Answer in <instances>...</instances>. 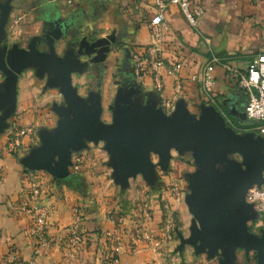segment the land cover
<instances>
[{"label": "crops", "instance_id": "obj_1", "mask_svg": "<svg viewBox=\"0 0 264 264\" xmlns=\"http://www.w3.org/2000/svg\"><path fill=\"white\" fill-rule=\"evenodd\" d=\"M192 2L204 11L199 33L176 6L165 11L170 32L163 57L167 64L180 61L182 68L177 76L163 71L161 89L150 75L138 83L132 70L134 55L149 43L153 0H0L9 9L0 32V57L7 58L14 46L27 49L33 44L48 52L50 39L57 58H72L76 64L70 71L71 87L84 106L98 107L97 122L102 126L113 123L111 107L118 90L134 88L130 112L148 105L170 115L182 101L187 114L198 118L201 106H211L237 134L261 136L260 123L245 114V91L221 65L214 67L211 98L189 75L199 74L211 53L222 64L245 72L264 53V0ZM109 38L107 46L94 52L84 45ZM54 79L43 65H25L17 74L13 110L5 118L0 111V264H103V254L111 251L115 238L117 264H221L220 248L211 257L207 248L197 252L189 244L179 247L194 222L186 197L194 193L195 176L221 171L224 163L202 169L191 150L170 149L166 161L150 151L151 166L135 171L133 165L118 164L106 142L73 133L78 143L68 146L65 167L57 155L43 164L39 156L48 151L46 139L60 126V112L67 108ZM5 93L0 68V100ZM224 155L242 163L236 154ZM32 183L40 188L41 205L49 212L47 236L56 241L39 255L33 253L36 243L28 234V220L17 209ZM255 220L262 219L257 215ZM255 220L245 224L258 234L250 230ZM77 221L84 241L77 253H71L64 236ZM233 264H256L255 253L236 250Z\"/></svg>", "mask_w": 264, "mask_h": 264}, {"label": "water", "instance_id": "obj_2", "mask_svg": "<svg viewBox=\"0 0 264 264\" xmlns=\"http://www.w3.org/2000/svg\"><path fill=\"white\" fill-rule=\"evenodd\" d=\"M0 9L1 32L9 9L2 5ZM111 41L109 38L84 45L89 52H94ZM47 45L48 52L37 50L35 44L27 49L14 46L7 58L0 57L6 80V93L0 100V111H4L1 118L13 110L17 74L30 63L43 65L55 75L53 82L66 103V110L60 112V126L46 139L48 151L39 156V161L47 164L57 155L60 166L65 167L68 146L78 143L72 136L75 133L93 142H106V149L116 162L133 165L135 171H145L151 166L150 151L166 161L170 149L180 153L191 150L202 169H210L215 162L224 163L221 171L195 176L191 184L194 193L186 197L194 222L190 236L181 239L179 250L189 244L197 252L207 248L212 257L220 248L223 250L221 264H233L236 250H243L246 255L253 251L256 264H264V230L253 234L245 224L257 214L245 201L247 190L264 182V136L253 132L237 134L226 127L222 114L211 106H201L198 118L187 114L182 101L176 103L170 115L148 105L130 112L128 105L136 93L134 88L126 92L118 90L111 107L113 123L102 126L97 122L98 107L84 106L71 87L70 71L76 66L72 58H57L50 39ZM226 152L238 155L242 163L225 159Z\"/></svg>", "mask_w": 264, "mask_h": 264}, {"label": "built area", "instance_id": "obj_3", "mask_svg": "<svg viewBox=\"0 0 264 264\" xmlns=\"http://www.w3.org/2000/svg\"><path fill=\"white\" fill-rule=\"evenodd\" d=\"M169 5L176 6L184 16L189 27L199 33V25L203 16V8L193 4L192 0H153V14L150 17L147 28L149 32V43L143 52H138L133 57V74L137 82L142 84L146 75L153 78L157 89L162 88L161 76L164 71L171 76H177L182 68V63L176 61L167 64L163 57V46L166 41V35L170 32V27L165 20V11ZM216 65H221L230 78L236 81L247 96L245 114L247 118L258 121V133L264 136V53L258 54L249 64L245 72H239L231 69L215 54L211 53L208 63L199 74H190L189 79L193 82H199L205 96L211 98L214 84L213 71ZM175 92L180 91V81L177 78L174 83ZM41 190L35 184H30L22 195L17 205L18 211H21L28 220V234L35 240V255L53 245L56 241L47 236L49 228V212L47 208L41 205ZM246 202L250 204L260 219H264V182L261 186H252L247 190L245 196ZM66 248L71 253H77L84 241V236L80 231V225L76 223L66 228L65 232ZM114 245L111 248V254L115 255L111 264L118 263L119 240L114 239Z\"/></svg>", "mask_w": 264, "mask_h": 264}, {"label": "rangeland", "instance_id": "obj_4", "mask_svg": "<svg viewBox=\"0 0 264 264\" xmlns=\"http://www.w3.org/2000/svg\"><path fill=\"white\" fill-rule=\"evenodd\" d=\"M173 189H174V187H173ZM177 190H174V193L176 192ZM257 218V214H254V215H252V220H255ZM256 226H260L261 228H256ZM252 229V231H253V229L254 230H256L257 229V233L259 234L260 233V231L261 230H264V219H263V221L262 220H255V221H253L252 223H251V225H250V230Z\"/></svg>", "mask_w": 264, "mask_h": 264}, {"label": "trees", "instance_id": "obj_5", "mask_svg": "<svg viewBox=\"0 0 264 264\" xmlns=\"http://www.w3.org/2000/svg\"><path fill=\"white\" fill-rule=\"evenodd\" d=\"M106 243V241H105ZM115 258L114 254H111L110 251H106L103 254V264H111L112 260Z\"/></svg>", "mask_w": 264, "mask_h": 264}]
</instances>
